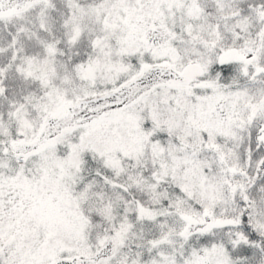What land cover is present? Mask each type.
Segmentation results:
<instances>
[{"label": "snow or ice", "instance_id": "obj_1", "mask_svg": "<svg viewBox=\"0 0 264 264\" xmlns=\"http://www.w3.org/2000/svg\"><path fill=\"white\" fill-rule=\"evenodd\" d=\"M0 264H264V0H0Z\"/></svg>", "mask_w": 264, "mask_h": 264}]
</instances>
